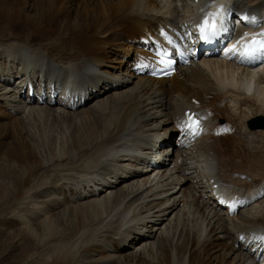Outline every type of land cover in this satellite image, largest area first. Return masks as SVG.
<instances>
[{
  "label": "bare ground",
  "instance_id": "1",
  "mask_svg": "<svg viewBox=\"0 0 264 264\" xmlns=\"http://www.w3.org/2000/svg\"><path fill=\"white\" fill-rule=\"evenodd\" d=\"M220 6L231 9L230 22L247 16L257 23L249 29L228 23L230 59L244 42L262 38L264 0H0V109L11 116L5 133L28 161L36 155L24 152L25 144L37 125L56 120L77 130L34 169L60 167L68 158L78 178L83 173V202L69 223L93 222L100 237L92 246L111 256L106 261L130 250L120 255L122 264H264L253 253L264 247V143L237 126L245 113L264 111V65L201 58L168 79L138 71L156 63L152 51L170 49L181 38L196 46V26ZM116 53L124 55L117 67L111 63ZM186 114L204 125L202 136L188 147L169 143L149 169L157 157L149 151L152 139L167 128L168 134L182 130ZM263 116L254 118L264 123ZM32 180L26 185L36 188ZM38 189V196L48 191ZM221 194L225 203L240 195L245 208L237 224L218 207Z\"/></svg>",
  "mask_w": 264,
  "mask_h": 264
},
{
  "label": "rangeland",
  "instance_id": "2",
  "mask_svg": "<svg viewBox=\"0 0 264 264\" xmlns=\"http://www.w3.org/2000/svg\"><path fill=\"white\" fill-rule=\"evenodd\" d=\"M178 4L180 5L179 8H182V4L180 2ZM2 27L4 29V22ZM119 32H123V27L119 28ZM123 57L124 55L116 53L115 57H111L112 65L117 67ZM190 69L197 70V67ZM262 111L252 110L254 114L258 112V115L263 116L264 111ZM252 112L245 113L244 117H241L243 121L240 118L241 126H237L244 129L243 134L249 132L252 138L261 144L264 143V132H250L246 129V122L249 118L257 116ZM9 117L11 116L5 110L0 109V264H122L125 259L121 258L120 255H127V252H131L130 250L120 254L113 252L114 260L110 258L109 261H106V257L111 256H108L109 254L104 252L100 246H92L94 238L100 237V233L98 236V232L92 230L93 222L90 221V227L79 224H75L77 226L75 227L69 223L72 221L69 214L74 208H77L80 202H83V198L79 195L80 191L83 190L81 177L84 175L82 173L80 179L78 178L80 171L76 165L67 161V158L60 160V167H51L42 172L34 169L41 163L55 157L58 149L56 144L61 147L62 139L67 138L66 136L75 133L77 130L70 124H60L56 120L52 121V124L42 122L44 124L37 125L40 128L31 129L30 132L34 139L25 144L24 152L31 149L36 157L25 161L21 159L19 147L14 144L11 135L5 133V126L10 123ZM220 121L222 125L226 126V119ZM228 129L231 130L230 127ZM56 137L59 138L58 143L53 141ZM259 144H256L257 149ZM243 146L246 147V145ZM243 146L239 149L247 151V148ZM246 151L245 153H247ZM50 176L52 177L50 178ZM56 177L59 180L63 177L64 179L60 184L55 185L58 182ZM29 178L33 179L31 186L36 188L26 185ZM173 184L178 188L181 187L177 183ZM189 185V182L184 184L183 188L187 189L186 193H189ZM37 186H46L48 191L42 196H38L37 193L40 191ZM83 209L80 208L79 210L83 211ZM220 210L223 211L221 208ZM227 212L228 210H224L222 213L226 214ZM55 214L59 218L54 216ZM225 217L227 218V214ZM228 217L227 219H230L231 223L237 224L239 222L236 214L233 216L228 214ZM80 253L83 255L80 256ZM126 260L129 261V259Z\"/></svg>",
  "mask_w": 264,
  "mask_h": 264
},
{
  "label": "snow or ice",
  "instance_id": "3",
  "mask_svg": "<svg viewBox=\"0 0 264 264\" xmlns=\"http://www.w3.org/2000/svg\"><path fill=\"white\" fill-rule=\"evenodd\" d=\"M231 14V9H225L223 6H220L214 13H207L203 21L197 25L200 39L204 42H212L221 36V34L227 32L228 28L226 26V21ZM240 19L248 20L249 17L242 16ZM255 19V17H252V22H255ZM257 36L262 38L254 36L251 41L243 46L244 55L256 56L264 53V33L257 34ZM235 48L236 46L234 45L231 50H235ZM187 127L189 129L198 128L199 122L194 120L192 115H189V123L187 124Z\"/></svg>",
  "mask_w": 264,
  "mask_h": 264
}]
</instances>
